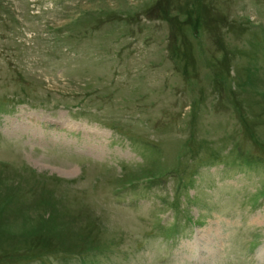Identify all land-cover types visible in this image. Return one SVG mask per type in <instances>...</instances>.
Segmentation results:
<instances>
[{"label": "rangeland", "instance_id": "1", "mask_svg": "<svg viewBox=\"0 0 264 264\" xmlns=\"http://www.w3.org/2000/svg\"><path fill=\"white\" fill-rule=\"evenodd\" d=\"M0 264H264V0H0Z\"/></svg>", "mask_w": 264, "mask_h": 264}]
</instances>
